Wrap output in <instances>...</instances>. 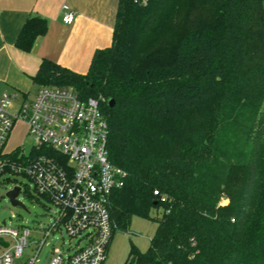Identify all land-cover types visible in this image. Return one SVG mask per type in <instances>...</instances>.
Masks as SVG:
<instances>
[{
    "label": "trees",
    "instance_id": "1",
    "mask_svg": "<svg viewBox=\"0 0 264 264\" xmlns=\"http://www.w3.org/2000/svg\"><path fill=\"white\" fill-rule=\"evenodd\" d=\"M47 29L27 17L17 47ZM32 79L104 99L109 157L127 174L113 233L160 210L123 264H264V0H119L86 72L43 58Z\"/></svg>",
    "mask_w": 264,
    "mask_h": 264
},
{
    "label": "built area",
    "instance_id": "2",
    "mask_svg": "<svg viewBox=\"0 0 264 264\" xmlns=\"http://www.w3.org/2000/svg\"><path fill=\"white\" fill-rule=\"evenodd\" d=\"M62 11L63 21L71 23V8L64 4ZM103 100L82 98L71 87L42 86L32 97L0 89V185L14 182L21 193L28 188L10 177H27L36 193L57 208L54 221L42 227L44 239L35 242L36 252L25 264L38 262L45 238L62 227L83 244L66 255L53 249L47 264H102L105 259L115 227L109 214L111 196L127 174L109 157L110 127L101 109ZM17 122L35 141L27 152L20 147L6 151ZM30 235L28 227L0 226V264H14Z\"/></svg>",
    "mask_w": 264,
    "mask_h": 264
},
{
    "label": "crops",
    "instance_id": "3",
    "mask_svg": "<svg viewBox=\"0 0 264 264\" xmlns=\"http://www.w3.org/2000/svg\"><path fill=\"white\" fill-rule=\"evenodd\" d=\"M118 2L0 0V89L30 96L33 89L39 88L32 77L43 58L77 72H86L94 51L111 44ZM64 4L74 13L71 23L63 21ZM31 15L45 17L48 29L37 39L31 51H24L17 47L16 39Z\"/></svg>",
    "mask_w": 264,
    "mask_h": 264
},
{
    "label": "rangeland",
    "instance_id": "4",
    "mask_svg": "<svg viewBox=\"0 0 264 264\" xmlns=\"http://www.w3.org/2000/svg\"><path fill=\"white\" fill-rule=\"evenodd\" d=\"M35 91V89L31 91V97L36 93ZM34 144L35 141L28 134L27 127L23 123L17 122L12 130L6 151L9 152L16 147H20L27 152ZM10 178L18 180L23 183L24 187L29 189L27 195L24 189L18 196V199L23 202L26 208L13 205L6 195L7 191L14 186V182H9L5 186L0 185V226L19 230L24 227L30 228L29 244L25 247L23 255L14 260V264H24L28 257L35 254L37 246L35 242L44 239L45 231L42 227H46L54 221L57 208L45 197L36 193L34 184L29 178L22 175H15ZM222 203H228V199H224ZM160 215V210L153 209L149 217L133 216L128 229H115L102 264H123L128 256L131 244H134L141 251H146L156 231V217ZM82 244L83 242L78 237H70L64 227L57 231H50L37 256L39 261L35 264L46 263L53 249H61L66 255Z\"/></svg>",
    "mask_w": 264,
    "mask_h": 264
},
{
    "label": "water",
    "instance_id": "5",
    "mask_svg": "<svg viewBox=\"0 0 264 264\" xmlns=\"http://www.w3.org/2000/svg\"><path fill=\"white\" fill-rule=\"evenodd\" d=\"M114 104H115V99L110 98L108 100V105L110 107H112V106H114ZM19 193H20V186L15 185L7 191L6 195L8 196V198L10 199V201L13 205H19L23 208H26L25 205L23 204V202L18 199Z\"/></svg>",
    "mask_w": 264,
    "mask_h": 264
}]
</instances>
